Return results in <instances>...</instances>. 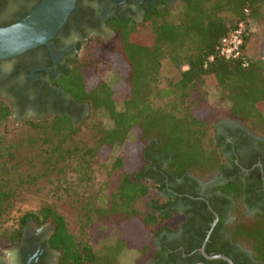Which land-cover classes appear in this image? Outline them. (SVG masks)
I'll return each mask as SVG.
<instances>
[{
    "label": "trees",
    "instance_id": "16d2710c",
    "mask_svg": "<svg viewBox=\"0 0 264 264\" xmlns=\"http://www.w3.org/2000/svg\"><path fill=\"white\" fill-rule=\"evenodd\" d=\"M240 23L245 24L241 54L221 56L218 47L223 38ZM110 26L120 45L113 55L117 81L90 79V65L78 63L66 82L69 91L90 104L87 120L76 124L64 115L22 126L36 128L34 133L13 131L8 125L10 110L0 103V217L19 191L63 172V165L72 164L74 172L90 179L94 165L104 167L113 159L112 170L121 172L118 189L106 205L89 204L88 222L94 221L95 214L98 220L113 217L130 223L144 235L131 248L160 259L169 247L156 250L152 241L163 242V231H174L176 217V209L164 198L169 194L166 184L177 178L192 180L190 175L206 178L222 163L213 137L221 116L219 104L198 86L213 78L226 104L224 116L240 118L264 134V58L247 52L254 29L264 28V0H179L175 4L159 0L148 7L143 22L113 18ZM172 71H179V76L167 77ZM155 99L163 104L156 105ZM85 125L93 130L90 142L74 136ZM128 144L136 145L137 151L127 150ZM227 191L240 199V190ZM242 212L226 226L228 236L264 264V210L255 217ZM48 220L54 224L50 244L61 253L58 264H119L129 248L119 230L114 244L103 248L78 238L65 216L51 205L22 215L19 226L0 238V245L18 244L29 222L41 225ZM208 227L194 232L193 243L183 244L186 254L202 245ZM221 251L228 254L226 248ZM179 257L181 253H170L169 259L162 260L170 264ZM185 260L192 264L194 259ZM247 261L234 259L235 264H255Z\"/></svg>",
    "mask_w": 264,
    "mask_h": 264
},
{
    "label": "flooded vegetation",
    "instance_id": "af4514ba",
    "mask_svg": "<svg viewBox=\"0 0 264 264\" xmlns=\"http://www.w3.org/2000/svg\"><path fill=\"white\" fill-rule=\"evenodd\" d=\"M38 1L0 0V27L21 20ZM166 1L175 4L179 0ZM158 2L77 0L76 8L50 40L49 46H39L0 59V103L10 110L9 127L19 131L18 128L26 122L54 121L64 115L76 124L87 120L91 112L90 104L80 101L66 84L71 69L79 65L77 57L83 43L100 39L107 45L106 37L111 39L110 43L115 41L118 35L110 26L113 18L119 21L133 19L141 23L148 7ZM261 56L264 58V48ZM213 135L222 155L221 165L206 178L190 175L192 180L177 178L166 184L169 194L164 198L176 209L175 227L172 232L165 229V240L154 239L153 245L159 251L168 246V253H162L168 259L170 253H181V257L174 261L176 264H187L185 259L188 256L194 259L192 264H229L223 258H207L202 248L210 257L224 255L233 263L236 259L258 264L260 261L255 259L252 250L231 242L226 226L235 223L241 210L253 217L264 210V134L253 130L240 118L222 116L214 124ZM229 188L237 192L240 190V199L235 192H228ZM161 193L164 194V191ZM31 223L24 227L18 244L4 246L14 248L15 253L9 257L0 255V264H58L61 253L50 244L53 221L50 232H34ZM206 224L209 227L205 230L207 233L202 245L186 254L183 244L187 245V241L193 243L194 232H202ZM187 232L191 237L187 236ZM173 247H176L174 251ZM224 248L228 254L221 251ZM162 258L150 259L147 264H165ZM174 262L170 261V264Z\"/></svg>",
    "mask_w": 264,
    "mask_h": 264
},
{
    "label": "rangeland",
    "instance_id": "374dc122",
    "mask_svg": "<svg viewBox=\"0 0 264 264\" xmlns=\"http://www.w3.org/2000/svg\"><path fill=\"white\" fill-rule=\"evenodd\" d=\"M110 40L109 37H106L105 41L109 43L107 45H104L100 39H92L90 42L83 43L78 53L77 63L90 65L88 71L90 79L96 78L106 83L117 81L113 55L118 51L120 45L117 39L111 43ZM263 48L264 28L257 26L248 41L247 52L250 56H261ZM179 74V71H172L167 73V77L175 79ZM198 87L203 92H207L211 102L219 104V115L221 116L218 119L224 116L226 104L221 99L214 79L209 77L204 81V84ZM154 102L158 106L163 104L160 99H155ZM105 123H108L106 119ZM18 130L37 132L36 128L29 126L20 127ZM92 133V128H87L85 125L74 136L76 140L90 142ZM126 148L137 151L136 145L128 144ZM112 161L113 159L108 161L104 167L94 165L90 179H84L79 173L74 172L72 164L63 165V172L42 178L36 184L19 191L12 205L0 217V238L19 226L20 218L25 213L38 212L43 206L51 205L65 216L72 233L82 240H89L98 248L114 244L119 230L120 235H123L129 244V248L120 256L119 264H147L151 259L150 255H141L131 248V246L138 245L144 237L140 229L133 228L127 222L120 223L113 217L98 220L95 214L92 215L94 221L88 222L89 204L93 202L98 206L106 205L112 194L118 189L121 172L112 170ZM151 192L156 194L158 191L152 189ZM52 226L51 220L41 226L31 223L34 232L40 230L50 232ZM153 242L154 240L152 244ZM7 244L0 245V255H5V257L15 253L14 248H4Z\"/></svg>",
    "mask_w": 264,
    "mask_h": 264
},
{
    "label": "water",
    "instance_id": "95a60500",
    "mask_svg": "<svg viewBox=\"0 0 264 264\" xmlns=\"http://www.w3.org/2000/svg\"><path fill=\"white\" fill-rule=\"evenodd\" d=\"M77 0H41L25 17L13 24L0 27V59L9 58L39 46L48 45L61 30L76 8ZM207 258H223L234 264L224 255Z\"/></svg>",
    "mask_w": 264,
    "mask_h": 264
},
{
    "label": "built area",
    "instance_id": "2783aa9c",
    "mask_svg": "<svg viewBox=\"0 0 264 264\" xmlns=\"http://www.w3.org/2000/svg\"><path fill=\"white\" fill-rule=\"evenodd\" d=\"M244 30L245 24L240 23L239 27L223 38L218 47V52L221 56L226 58H236L241 54L245 42ZM213 57L214 56H211L210 58L212 59Z\"/></svg>",
    "mask_w": 264,
    "mask_h": 264
}]
</instances>
